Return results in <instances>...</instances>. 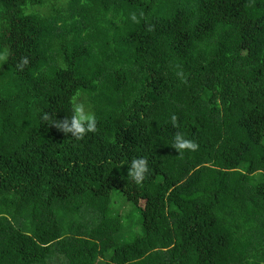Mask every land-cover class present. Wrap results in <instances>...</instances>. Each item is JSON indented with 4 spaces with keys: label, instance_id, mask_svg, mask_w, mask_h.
<instances>
[{
    "label": "trees",
    "instance_id": "obj_1",
    "mask_svg": "<svg viewBox=\"0 0 264 264\" xmlns=\"http://www.w3.org/2000/svg\"><path fill=\"white\" fill-rule=\"evenodd\" d=\"M5 51L0 264H264V0H0ZM77 91L80 140L41 119ZM115 188L142 214L129 243Z\"/></svg>",
    "mask_w": 264,
    "mask_h": 264
},
{
    "label": "clouds",
    "instance_id": "obj_2",
    "mask_svg": "<svg viewBox=\"0 0 264 264\" xmlns=\"http://www.w3.org/2000/svg\"><path fill=\"white\" fill-rule=\"evenodd\" d=\"M143 13H141V16ZM131 19L139 23L135 13L131 14ZM8 52L5 51L0 53V62H6L8 60ZM29 64V59L27 56L20 58L17 67L20 70ZM180 76H183V73H179ZM186 82V80H185ZM80 92L77 91L74 93L69 100L72 108L71 117H65L63 120L52 119V116L49 113H44L41 117L43 121H50L51 125L56 127L58 130L63 133H72V137L77 140L83 139L84 136L89 132H96L97 129V118L95 114L89 109L86 108L85 104L79 101ZM171 122L173 127H179L178 117L173 114L171 117ZM181 155L185 150L196 151L198 149V144L192 140H187L183 137L182 133L177 132L174 137V143L172 145ZM148 169V161L146 158H136L131 162V166L128 169V175L132 178L138 185L142 184L146 178V173Z\"/></svg>",
    "mask_w": 264,
    "mask_h": 264
},
{
    "label": "rangeland",
    "instance_id": "obj_3",
    "mask_svg": "<svg viewBox=\"0 0 264 264\" xmlns=\"http://www.w3.org/2000/svg\"><path fill=\"white\" fill-rule=\"evenodd\" d=\"M86 96L81 94L79 101L85 103ZM111 212L119 215L122 220V229L117 235L118 244L129 243L135 238L144 234L142 214L135 205L127 199L125 194L119 189L112 190ZM98 215H96V220ZM108 253H112L110 250Z\"/></svg>",
    "mask_w": 264,
    "mask_h": 264
}]
</instances>
